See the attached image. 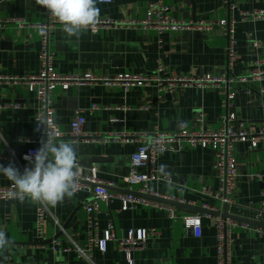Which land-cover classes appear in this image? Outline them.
Returning a JSON list of instances; mask_svg holds the SVG:
<instances>
[{"label":"crops","instance_id":"obj_1","mask_svg":"<svg viewBox=\"0 0 264 264\" xmlns=\"http://www.w3.org/2000/svg\"><path fill=\"white\" fill-rule=\"evenodd\" d=\"M151 0H112L97 2L100 19H143ZM171 7L174 18L195 21L236 20L238 58L230 73L241 76L256 68L264 69V18L243 17L242 12L264 9V0H237L230 8V0H163ZM50 15L35 0H0V19H22L23 25H0V77H21L38 74L41 69V28ZM254 41L262 43L260 47ZM228 36L221 26L209 32L183 30L158 33L134 26L102 27L90 29L80 38L69 40L57 26L51 34L50 49L54 54V67L61 74L94 73L112 76L120 72L154 74L159 62L167 74L221 75L227 72ZM263 90V93L260 92ZM162 97L163 100H160ZM264 80L260 85H240L231 106L224 95L214 88H179L174 93L161 94L151 83L128 92L105 84L72 85L67 90L57 87L53 94L55 118L60 128L68 132L74 112L83 109L87 118L84 130L96 138L87 141L72 139L78 147L82 168H98L105 182L116 184L113 190L124 192L123 180L129 174L136 144L123 142L114 135L124 131L156 130L173 132L183 128L217 129L224 125L227 114H235L256 129L264 122ZM10 102L21 108H1ZM110 106L91 112L93 105ZM146 105L148 109L142 107ZM121 107L123 109H115ZM38 102L34 92L24 82L0 80V155L20 157L36 142H22L21 138L36 139L35 125ZM204 116L200 125L197 118ZM239 160V184L235 192L238 206L257 207L264 190V146L250 147L242 142L236 146ZM14 164L21 173L22 168ZM210 148L197 147L180 153L166 152L159 159L160 172L171 181L152 182L156 191L170 196L182 205H174L179 216L201 214L200 234L186 228L181 219L173 220L159 208L139 205L133 210H120L121 203H100V230L109 219L115 221L119 237L130 228H155L159 235L150 238L143 248L133 253L135 264H218L216 218L211 212H199L190 206L205 208L215 205L224 211L222 203L210 196L219 188L217 172L213 168ZM9 163H0L8 166ZM262 175V179L259 178ZM0 175V187L11 185ZM90 199L80 192L65 199L55 208L49 207L46 238L37 239L36 217L38 203L18 199L0 200V229L7 232L13 242L9 250L0 255V264H93L80 257L76 245L86 244V214L83 204ZM206 209V208H205ZM208 210V209H207ZM236 209L235 211H237ZM250 215V214H249ZM58 241V243L55 242ZM230 255L233 264H264V234L241 226L232 229ZM7 256V259H4ZM96 264H127L125 254L119 252L115 242L108 250L93 252Z\"/></svg>","mask_w":264,"mask_h":264},{"label":"built area","instance_id":"obj_2","mask_svg":"<svg viewBox=\"0 0 264 264\" xmlns=\"http://www.w3.org/2000/svg\"><path fill=\"white\" fill-rule=\"evenodd\" d=\"M99 2H111L112 0H98ZM237 0H230V8L236 7ZM242 16L253 18H264V9L255 11L242 12ZM9 23H18L23 25L25 22L22 19L8 18L0 19V25ZM134 26L141 29H150L162 33L165 31H201L209 32L215 26H221L226 29L228 36L227 58L228 71L221 74H205V75H190V74H167L164 75L166 68L162 62L158 63L154 74H140L120 72L112 76H98L94 73L86 72L83 74H61L54 67V54L50 49V38L52 31L61 26L54 17L50 16L47 23L39 24V28L45 29V34L41 36L40 62L41 69L38 74L23 75L21 77H0V80H14L24 82L29 89L35 93L38 108L37 115L48 114L49 118H55V109L53 107L52 94L57 87L67 90L72 85L84 84H105L106 86L120 87L123 91L136 88H143L151 83H155L162 95L165 93H174L179 88L202 87L214 88L221 91L224 95L227 106H231L236 97L237 87L240 85H260L264 80V69L256 68L248 74L236 76L232 75V70L238 58L236 48V20L234 18L222 19L219 21H208L198 19L195 21H185L174 18L171 15L170 5L163 0H151L148 4L146 15L143 19H121L109 20L100 19V23L92 30L96 31L102 27H119V26ZM255 47L262 45L259 41H254ZM263 93V90H260ZM160 100H163L160 97ZM261 104L264 105V98L261 99ZM21 108L20 104L10 102L1 106V108ZM148 109L146 105L142 107ZM101 109H112L110 106L93 105L89 109L91 112H96ZM115 109H123L115 107ZM35 116V117H36ZM56 120V118H55ZM197 122L203 125L204 116L197 118ZM224 125L217 129H202L183 128L173 132L156 130L153 132L145 131H124L114 135V138L120 139L123 142H131L136 144V149L132 154L129 174L124 178L123 184L126 190L116 191L111 188L116 187L115 183L105 182L99 176L98 168H82V173L78 180L79 191L87 192L90 199L83 204V209L86 214V244L85 247L76 245V250L80 257L86 258L96 264L93 260V252L100 250L106 252L110 242H115L119 252L125 254L127 264H135L133 253L135 250L143 248L147 241L159 235V231L155 228H130L125 236L119 237L115 221L111 217L106 228L100 230L99 214L101 202H113L118 200L121 203L120 210H133L139 205L145 207H155L164 210L170 219H181L184 226L192 230L196 234H200L202 229V215L184 214L179 216L176 207L168 202L174 201L173 198L163 195L156 191L152 186V182L166 181L170 182L171 178L160 172L159 159L166 152L180 153L187 149L197 147L210 148L213 153V168L217 172L219 179V188L216 192L208 194L223 204L224 211L228 214H235L250 218L255 221L264 223V190L262 192V200L257 207L238 206L235 199V192L239 184V160L236 153V146L239 143L246 142L252 148L264 146V122L256 129L248 126L244 121H239L235 114H227L225 116ZM87 123V118L83 109H78L70 124V131H63L58 125L59 132L58 140L87 141L96 138L94 134L84 130ZM37 129V120L35 118ZM42 129L38 131L39 136L36 139L21 138L22 142H36L37 145L28 149L20 157L15 154L0 158H5L10 162H17L22 172L24 166H28V161L24 158L27 154L33 153L40 147ZM145 153V159L139 165L134 162V156L139 152ZM81 166V165H80ZM262 179V175H259ZM14 191L13 185L0 187V200H11L10 193ZM75 194V195H76ZM74 195V196H75ZM210 211H219L215 205H205ZM238 209L237 211H235ZM50 210L48 206L38 204L36 217L37 239L44 240L46 236V222ZM250 214V215H249ZM241 226L244 229L254 230L258 234H264L263 226L252 225L247 222H240L232 218H216V242L218 264H233L230 255V247L232 242V229ZM56 243L58 241L55 240Z\"/></svg>","mask_w":264,"mask_h":264},{"label":"clouds","instance_id":"obj_3","mask_svg":"<svg viewBox=\"0 0 264 264\" xmlns=\"http://www.w3.org/2000/svg\"><path fill=\"white\" fill-rule=\"evenodd\" d=\"M36 4L45 9L48 14L61 25V31L66 37L80 38L90 29L100 23L98 0H35ZM41 35L45 29L41 28ZM37 131H42L40 147L24 158L28 166L23 173L9 163L0 165V175L12 182L14 191L10 197L21 203L26 200L44 206L55 208L65 199H71L78 191V180L82 173L79 163L77 145L72 142H59V132L55 118L48 114L36 117ZM0 142L3 137L0 136ZM145 159V153L134 156V162L139 165ZM6 231L0 229V255L6 253L12 245ZM7 259V256H4Z\"/></svg>","mask_w":264,"mask_h":264},{"label":"water","instance_id":"obj_4","mask_svg":"<svg viewBox=\"0 0 264 264\" xmlns=\"http://www.w3.org/2000/svg\"><path fill=\"white\" fill-rule=\"evenodd\" d=\"M0 163H9V162H5L3 160H0ZM26 167V166H24ZM113 189V188H111ZM160 201H164V202H168V203H171L173 205H184V204H180L179 202L177 201H167V200H163V199H160ZM192 209L194 210H197L199 212H211L213 213L214 215L216 216H221L223 218H232L234 220H237V221H240V222H247V223H250L252 225H256V226H263L264 227V223L263 222H259V221H255L253 219H250V218H245L243 216H239V215H235V214H228L227 212L223 211V212H219V211H210V210H207L205 208H202V207H196V206H190Z\"/></svg>","mask_w":264,"mask_h":264}]
</instances>
